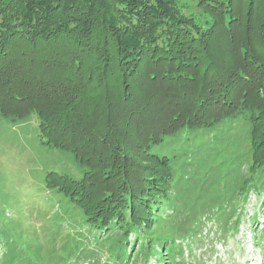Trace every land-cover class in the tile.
<instances>
[{"label":"trees","instance_id":"1","mask_svg":"<svg viewBox=\"0 0 264 264\" xmlns=\"http://www.w3.org/2000/svg\"><path fill=\"white\" fill-rule=\"evenodd\" d=\"M192 8L0 0V119H35L80 170L46 177L82 210L77 263L174 264L177 241L264 198V0Z\"/></svg>","mask_w":264,"mask_h":264},{"label":"rangeland","instance_id":"2","mask_svg":"<svg viewBox=\"0 0 264 264\" xmlns=\"http://www.w3.org/2000/svg\"><path fill=\"white\" fill-rule=\"evenodd\" d=\"M176 2L183 13L192 12L193 0ZM130 83L128 80V86ZM130 87L133 91L136 88L135 85ZM50 172H71L75 178H81L71 154L48 145L35 119L23 123L0 119L1 262L93 263L90 260L75 261L73 245L80 228L71 223L70 214L81 215L82 210L64 194L46 187ZM242 215L237 219L238 229L231 233H226L221 226L215 228L216 225L208 224L207 230L204 229L192 244L177 241L174 264H264V247L256 243L257 238L264 237L263 196L251 194ZM102 254V261L110 258ZM159 255L148 259L140 257L128 264H160Z\"/></svg>","mask_w":264,"mask_h":264}]
</instances>
